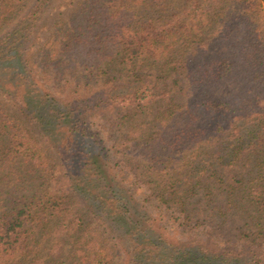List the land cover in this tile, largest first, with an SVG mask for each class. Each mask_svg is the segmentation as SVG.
I'll return each mask as SVG.
<instances>
[{"label":"trees","instance_id":"obj_1","mask_svg":"<svg viewBox=\"0 0 264 264\" xmlns=\"http://www.w3.org/2000/svg\"><path fill=\"white\" fill-rule=\"evenodd\" d=\"M53 2L0 0V264H264L257 0H70L39 33Z\"/></svg>","mask_w":264,"mask_h":264},{"label":"rangeland","instance_id":"obj_2","mask_svg":"<svg viewBox=\"0 0 264 264\" xmlns=\"http://www.w3.org/2000/svg\"><path fill=\"white\" fill-rule=\"evenodd\" d=\"M69 1L70 0H54L52 7L49 9V12L48 13L46 12L44 15L42 25L40 24L39 33L46 31L47 25L50 23V21H52L54 19V17L60 15V10H63ZM253 7L254 8L252 11L255 15V19L257 20L258 24L261 27V30L263 32V37H264V6L258 5V0H257V2L255 3V5ZM39 37H41V35ZM46 74H47V72H46ZM40 75L41 76H40L39 80L44 81V83L49 84V85L52 84L53 78H52L50 73H48V77H44L43 74H40ZM223 91H225V89ZM0 96L3 99H7L6 95L2 94L1 92H0ZM8 103L11 104V101L9 100ZM116 120L117 119L115 117H112V116H102V117H96L94 119L95 123H97L100 126L99 128L102 131V136H103V139H104L105 143L107 144V146L110 145L111 140L113 139V137L115 135L114 126L111 122L116 121ZM49 157H51L52 169H55L56 173H58L59 172L58 169H62L59 165L58 158H56L55 155H53V154H50ZM112 162H113V164H115L116 168H118L121 165L120 164L121 161L119 160V157H117V156H113ZM133 163L134 164H132L133 166L131 168V172H133L132 169H142V168H140V165H142V163L139 166L135 165L136 162L133 161ZM151 211H152V213H154L152 209H151ZM154 214L156 215V213H154ZM156 216H158V215H156ZM231 223L233 225H235L236 221H233ZM160 224H162L163 226L165 225L166 228L168 227L167 232L172 237L179 238V239H185L189 235H191V232L183 231L180 229L181 227L176 228L175 227V224H176L175 220H172V219H170L169 221H165V220L163 221L162 220V221H160ZM205 225H207V224H205ZM212 226H209V224H208V227H210V228H208L207 231L212 233V235L217 234V237H215V238L218 242H221V241L225 242V240H227L229 242V241H232L233 239H235L233 237L235 234L234 230H233V232L232 231L229 232V235H230L229 236V235H224L222 233L223 231L221 230L219 225L213 223ZM218 230H219V232H218ZM227 233L225 232V234H227ZM194 236H196L197 238H201V239L206 238V235H204V231H202V233L198 231L197 235H194ZM212 237H214V236H212ZM263 247H264V244H263Z\"/></svg>","mask_w":264,"mask_h":264}]
</instances>
